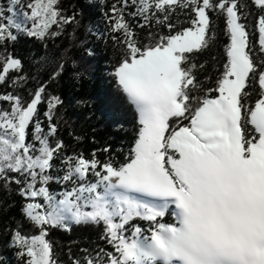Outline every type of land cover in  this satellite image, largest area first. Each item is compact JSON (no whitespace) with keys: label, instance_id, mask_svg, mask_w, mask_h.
<instances>
[{"label":"snow or ice","instance_id":"6c2138e0","mask_svg":"<svg viewBox=\"0 0 264 264\" xmlns=\"http://www.w3.org/2000/svg\"><path fill=\"white\" fill-rule=\"evenodd\" d=\"M131 3L136 11L129 15L144 20L140 27L155 19L169 33L159 35L154 44L139 46L124 16L129 0H122L119 8L112 6V31H123L126 46L113 74L139 125L125 163H101L95 152L91 160L66 156L61 160L65 172L58 179L73 187L57 199L48 185L54 179L52 162L64 142L56 140L53 146L54 123L45 130L34 121L45 88L39 87L26 106L19 96L3 97L11 109H0V185L9 191L12 183L19 186L18 194L28 201L23 215L39 229L30 237L20 229L14 232L18 254L27 257L25 264H57L46 239L49 228L71 231L73 224H103L101 239L113 251L70 257L73 264H264V60L258 71L240 11L246 5L239 0ZM20 4L21 0H10L7 17L0 7V45L15 42L16 33L43 40L52 25L75 21V16L61 15L58 0H30V12L21 8L17 18L15 6ZM254 4L264 12V0ZM177 7L195 15L190 27L173 33L169 21ZM210 11L224 16L227 62L214 89L193 95L201 86L192 72L195 66H184L186 54L208 47ZM258 32L259 51L264 53V15ZM0 60L5 74L22 69V61L11 53L0 52ZM257 76L259 98L252 105L247 89ZM5 79L0 74V83ZM213 91L218 95L211 97ZM61 103L59 97L48 99L49 121ZM30 125L33 142H26ZM168 214L174 223L162 222ZM137 218L149 222V228L131 224L129 232L130 222Z\"/></svg>","mask_w":264,"mask_h":264},{"label":"trees","instance_id":"16d2710c","mask_svg":"<svg viewBox=\"0 0 264 264\" xmlns=\"http://www.w3.org/2000/svg\"><path fill=\"white\" fill-rule=\"evenodd\" d=\"M4 3L8 2L0 0V7L5 10L9 6ZM239 3L246 5L240 9L246 17L242 22L247 25L252 55L259 71L264 53L259 51L258 21L264 12L254 4V0H239ZM114 4L119 8L122 0H58L56 7L61 15L75 16L74 22L52 25L43 40L16 33L18 38L15 42L6 41L0 45V52L5 56L11 53L22 61L21 71L10 70L5 74L4 62L0 60V74L6 77L0 83V109H11V102L3 99L5 95L21 97L26 106L35 91L43 86L45 92L37 106L35 119L39 120L45 130L50 123L57 126L56 136L52 138L53 146L56 140L64 142V149L52 162L54 167L50 174L54 179L48 185L51 192L67 188L66 183L62 186L58 179L65 172L61 160L66 156L82 155L91 160L95 152L96 159L101 163L111 160L119 166L126 162L137 138V113L113 74L126 47L122 43L123 31H112L109 17L113 15L111 9ZM134 11L136 6L129 0L124 16L139 46L149 42L154 44L159 35L169 33V29L156 24L155 19L140 27L144 20L140 16L129 15ZM194 15L190 9L177 7L169 21L174 25L173 33L190 27ZM209 16L211 25L208 47L186 54L189 60L184 66H195L192 72L201 86L198 92L192 91L193 95L203 96L208 89H214L227 62L225 48L229 38L224 16L218 11H210ZM53 31L58 35L51 36ZM149 33L152 34L151 38ZM55 73L59 74L54 76ZM16 77L24 79L14 82ZM247 90L251 93L248 102L254 105L260 92L258 76L249 82ZM217 95L214 91L210 93L211 97ZM53 96L59 97L62 103L53 110V119L49 121L45 113L48 111V99ZM183 123L186 125L188 121ZM31 128L26 142H33ZM105 148L109 151H103ZM18 188L15 183L11 184L12 191L0 185V264H25L27 257L22 258L18 254V248L12 241L17 229L29 237L39 234V229L23 215L22 208L28 201L18 194ZM162 222L174 223L175 220L168 214ZM131 224H139L142 229L150 226L149 222L137 218L130 222L129 232ZM103 229V224L72 225L71 231L49 228L46 239L52 244L53 259L57 264H73L70 257L82 259L86 252L94 254L100 249L113 251L107 240L101 239Z\"/></svg>","mask_w":264,"mask_h":264},{"label":"rangeland","instance_id":"374dc122","mask_svg":"<svg viewBox=\"0 0 264 264\" xmlns=\"http://www.w3.org/2000/svg\"><path fill=\"white\" fill-rule=\"evenodd\" d=\"M6 1H7L8 3H4V5H8V6H9V5H10V0H6ZM28 2H30V0H21V4L15 6V8H16V12H17V18H19V13H20L21 8H23L24 10H27V11L30 12V9H27V8H26V5H27ZM4 11H5V14H4L5 17L11 15V13H8V12H7V8H6ZM5 22H6V21H5ZM35 117H36V116H35ZM35 117H34V121L36 120ZM31 127H32V125H30L29 128H31ZM91 178H94V179H95V177H91V174H89V179L92 180ZM65 183H66V185H67V188H64V189L61 190V191L52 192V193L56 194L57 199L60 198V195H59L60 193L66 191V190H70V189L73 187V185H72L71 183H68V182H65ZM61 185L63 186L64 183H61ZM50 192H51V191H50ZM38 202L43 203V200L40 199V198H38ZM172 218L174 219L173 216H172ZM73 225H74V224H73Z\"/></svg>","mask_w":264,"mask_h":264}]
</instances>
